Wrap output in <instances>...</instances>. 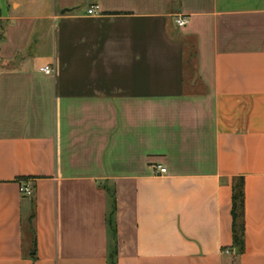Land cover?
<instances>
[{
  "label": "crops",
  "instance_id": "1",
  "mask_svg": "<svg viewBox=\"0 0 264 264\" xmlns=\"http://www.w3.org/2000/svg\"><path fill=\"white\" fill-rule=\"evenodd\" d=\"M0 264H264V0H0Z\"/></svg>",
  "mask_w": 264,
  "mask_h": 264
},
{
  "label": "built area",
  "instance_id": "2",
  "mask_svg": "<svg viewBox=\"0 0 264 264\" xmlns=\"http://www.w3.org/2000/svg\"><path fill=\"white\" fill-rule=\"evenodd\" d=\"M98 9H99L98 7L90 8V10L88 11V15L89 16L98 15ZM175 25L179 29L186 27L188 25V18L184 16L177 17L175 20ZM39 72L46 76H51L54 74V69L50 66H46V67L40 68ZM155 172L159 176H163L167 174L166 169L162 168L161 166H157L155 168ZM19 192L24 197H31L33 194L32 188L27 183H21L19 185Z\"/></svg>",
  "mask_w": 264,
  "mask_h": 264
}]
</instances>
